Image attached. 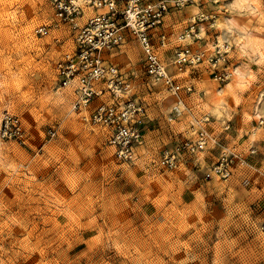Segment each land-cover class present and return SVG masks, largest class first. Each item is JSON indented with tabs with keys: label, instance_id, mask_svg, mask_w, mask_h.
Here are the masks:
<instances>
[{
	"label": "rangeland",
	"instance_id": "1",
	"mask_svg": "<svg viewBox=\"0 0 264 264\" xmlns=\"http://www.w3.org/2000/svg\"><path fill=\"white\" fill-rule=\"evenodd\" d=\"M231 1L172 9L164 18L163 47L152 32L173 88L146 76L141 45V52H130L132 75L106 59L129 83L132 98L146 108L151 99L170 133L142 161L121 163L106 130L87 121L88 110L73 109L70 89L59 88L56 65L74 44L68 27L55 25L52 3L0 0V119L5 112L18 115L27 136L25 145L0 139V264H264V175L251 164L264 152L256 142L218 153L211 147L174 170L158 164L161 149L179 140L189 122H198L194 137L211 119L200 110V76L217 85L213 91L230 82L238 113H252L264 133V58L256 64L234 42L244 31L264 36V0H248L252 15L234 11ZM79 4L83 24L95 11ZM215 18L241 24L222 31L230 47L226 74L238 64L252 68L244 87L227 76L216 80L207 62L224 22L213 27ZM42 25L48 32L36 34ZM184 49L203 51L204 59L180 68L174 60ZM98 99L111 98L106 93L92 106ZM224 152L233 159L227 179L213 172Z\"/></svg>",
	"mask_w": 264,
	"mask_h": 264
},
{
	"label": "built area",
	"instance_id": "2",
	"mask_svg": "<svg viewBox=\"0 0 264 264\" xmlns=\"http://www.w3.org/2000/svg\"><path fill=\"white\" fill-rule=\"evenodd\" d=\"M52 3L56 24H64L72 33L74 48L62 55L56 65L59 88H68L74 97L73 109L87 111V121L92 126L106 130L108 144L113 148L115 159L121 163H134L136 149L144 140L143 121L145 108L129 94L130 85L117 67L108 64L106 53L125 43L127 35L134 36L144 55L146 76L153 82L173 88V78L163 66L152 42V32L159 31V46L163 47L165 35L161 31L164 18L172 9L200 4L203 0H81L82 5L95 11L81 24L83 16L79 0H48ZM48 27L42 25L35 33L44 35ZM213 47L207 62L216 80L226 79L229 44ZM204 52L190 53L188 49L176 53L174 64L195 65L202 62ZM108 93L109 101H101L92 110V101ZM208 122V119L204 120ZM198 123V122H195ZM194 122H190L194 128ZM52 138L55 132L50 130ZM0 139L25 145L26 131L21 118L5 112L0 119ZM206 130L199 128L192 138L177 142L161 151L158 164L166 170L176 169L185 157L196 159L211 143ZM215 142V141H214ZM232 155V154H230ZM225 152L213 172L222 179L230 176L233 159ZM230 159V160H229ZM209 176V175H207Z\"/></svg>",
	"mask_w": 264,
	"mask_h": 264
},
{
	"label": "crops",
	"instance_id": "3",
	"mask_svg": "<svg viewBox=\"0 0 264 264\" xmlns=\"http://www.w3.org/2000/svg\"><path fill=\"white\" fill-rule=\"evenodd\" d=\"M219 20L224 21V19H219ZM235 20L237 21V19ZM226 24L227 23L224 21L223 24L221 25V31L226 29L227 27ZM238 24L241 25L239 22ZM164 25L165 23L163 24V26ZM163 26L161 28L162 32H163ZM233 31L235 32V34H237L236 29H234ZM157 33H159V31H157ZM130 52L133 53L141 52V48L138 40L134 36L127 35L125 43L111 50L110 52L106 53L105 58L108 61H110L111 59L112 62L118 63L121 66L122 70L127 72L129 75H132L133 73H135V67H134V63L131 62ZM141 53H143V51ZM141 63H142V68L144 69V55H142ZM196 81H197L195 85L196 89H199L200 86L199 84L203 83L202 84L203 88L201 91H202V99L205 101V103H203L202 101V107L200 110L201 112L206 113L208 114L209 117H211V119H209V122L204 124L205 127L203 128L208 132V134L212 138L211 139L212 141L208 145L206 150H209L211 147H213L215 148V151L213 152L218 153L220 149H229L232 148L233 146V149L235 151V148L238 149L239 145L241 144L248 146L256 142V145L260 146V150H258V153L264 152V133H261L262 126H258L256 124V120L252 116L253 114L250 113L251 114L250 117V116H244L243 115L244 112L238 113L239 112L238 107L241 104L235 105L233 100H231V98H229L228 96H225L224 102L219 104H213V101L215 100L216 91L218 88H216L215 91H213L212 89L215 88L217 85L210 82L205 77H201V76ZM204 89L210 90L212 95L203 96ZM147 101H148L146 103L147 108L145 107V105L142 104L143 107L145 108V117L143 121L144 140L142 145L136 149L137 162H139V160L142 161L144 153L148 154L152 146L161 144V142H164L165 140L169 141L170 139L167 137V135L170 136V133L167 132L168 130L165 127V124H163V119L162 118L158 119L159 113H157L155 109L156 106L153 107L151 106L150 98ZM100 102L98 99L96 103H94V106L99 104ZM192 103L190 105L194 106V104ZM92 104L91 107H94L92 106ZM204 105L206 108H204ZM230 117L233 118L232 121ZM226 124L227 127L228 126L231 127L230 130L227 127H226L227 129L224 128ZM164 130H166V132H164ZM193 130L194 128L188 126V128L182 132L181 138L179 140H176L174 144H171L169 148L173 147L177 142L181 140L192 138L190 137V135ZM233 155H236V153L233 152ZM251 164L253 165L254 168H257V171L260 174L264 175V155H262L258 159L255 158V161L251 162Z\"/></svg>",
	"mask_w": 264,
	"mask_h": 264
},
{
	"label": "bare ground",
	"instance_id": "4",
	"mask_svg": "<svg viewBox=\"0 0 264 264\" xmlns=\"http://www.w3.org/2000/svg\"><path fill=\"white\" fill-rule=\"evenodd\" d=\"M230 6L234 11L240 14L245 11V13L252 15L255 12V8L249 3L248 0H232L230 2ZM220 23L221 21L215 18V20L212 22L211 25L213 27L220 26ZM226 23L228 27L231 25L233 27L239 28L238 24L233 19L226 20ZM240 30H242V28H240ZM223 32L224 31H221V36H219L220 41L219 44L217 43V45L219 46H221V44H223L224 41L226 40L224 37L225 35H223ZM243 34H244V37L242 38L243 40L241 39L240 36L238 38L234 37V42L237 48L240 50L242 54L247 56L248 59L253 60V62H256V64H260V59L264 58V36L259 35L257 32H253V31H244ZM186 37L187 36H184V38ZM226 76H227V80L233 82V84H235L236 86L244 87L251 83L250 79L252 77V68L247 64L234 65L232 68L227 69ZM209 95H212L211 91L208 89L206 90L204 89L203 96H209ZM225 96H228L233 101H237V95L230 82L225 84H220L218 86L213 104H219L224 102ZM246 114L247 116H250L249 113Z\"/></svg>",
	"mask_w": 264,
	"mask_h": 264
}]
</instances>
